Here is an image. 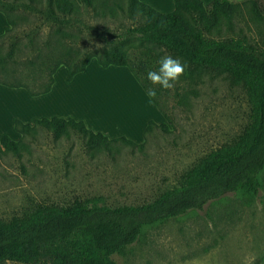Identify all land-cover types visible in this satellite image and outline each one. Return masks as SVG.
Wrapping results in <instances>:
<instances>
[{
	"label": "rangeland",
	"instance_id": "obj_1",
	"mask_svg": "<svg viewBox=\"0 0 264 264\" xmlns=\"http://www.w3.org/2000/svg\"><path fill=\"white\" fill-rule=\"evenodd\" d=\"M232 1L259 4L262 0ZM38 3L45 7L47 0ZM80 5L78 20L71 28H62L71 33L68 40L56 34L53 21L34 11H15L17 24L0 44V56L9 60L10 77L15 72L24 83L42 88L47 84L45 65H53L60 54L68 50L80 63L136 25L125 13L127 0L98 2L95 10ZM245 14L236 19V29H245L264 46V22H253ZM11 52L13 60L8 58ZM116 69H104L94 59L71 84L67 70L59 69L55 103L33 100L29 93L24 101L20 96L0 95V134H14L13 139H22L24 146L20 156L0 153V219L28 215L42 204L67 207L93 198H102L110 207L148 204L178 186L201 158L233 143L250 124L245 89L224 76L178 82L163 102L168 123L154 105L147 104L130 71ZM13 115L29 124L42 118L82 117L94 132L145 144L142 150L121 142L113 144L111 152L90 150L75 132L56 140L42 128L23 138L8 124ZM149 120L167 123L169 132L154 130L141 139V126ZM260 177L258 197L230 193L202 211L149 228L126 255L114 260L117 264H264V172Z\"/></svg>",
	"mask_w": 264,
	"mask_h": 264
},
{
	"label": "trees",
	"instance_id": "obj_2",
	"mask_svg": "<svg viewBox=\"0 0 264 264\" xmlns=\"http://www.w3.org/2000/svg\"><path fill=\"white\" fill-rule=\"evenodd\" d=\"M173 1L174 11L163 14L141 0H127L125 13L136 25L80 63L68 50L60 54L53 65H45L47 84L42 88L24 83L15 72L10 77L6 70L9 60L0 56V85L26 89L31 97L46 95L52 91L60 68L68 71L67 82L71 83L96 59L104 69L127 68L169 123L163 102L171 90L157 87L155 98L149 96L148 89L153 86L146 77L148 71L159 67L162 56L171 55L185 65L179 82L197 83L203 77L224 76L232 85L243 87L251 106L249 126L233 143L201 158L178 186L148 204L110 207L102 198H93L76 200L67 207L42 204L28 215L9 221L0 219V264H117L113 257L126 255L149 228L202 211L230 193L259 196L264 172V46L252 40L245 29L237 30L235 21L247 12L251 21L264 22V0L259 4L214 0L208 5L202 0ZM98 2L107 4V0H47L42 7L38 0H0V13L9 25L0 35V44L16 26L14 13L20 8L53 21L57 24L56 34L68 40L72 35L62 28H71L81 16L80 3L95 10ZM13 56L11 52L8 58L13 60ZM14 128L23 138L34 136L42 128L56 140L72 131L85 138L88 149L97 151L111 152L112 145L119 142L140 150L145 144L126 137L110 139L75 118H42L32 124L16 119ZM154 130L168 133L169 125L149 120L143 138ZM23 148L22 139L15 141L8 135L0 139V153L20 156Z\"/></svg>",
	"mask_w": 264,
	"mask_h": 264
},
{
	"label": "crops",
	"instance_id": "obj_3",
	"mask_svg": "<svg viewBox=\"0 0 264 264\" xmlns=\"http://www.w3.org/2000/svg\"><path fill=\"white\" fill-rule=\"evenodd\" d=\"M142 2H144V3H146V4H148L149 6H151L152 8H154V9H156L157 11H159V12H161V13H163V14H168V13H171V12H173L174 11V9H175V5H174V1L173 0H141ZM203 2H204V4H206V5H208V4H210L212 1H214V0H202ZM232 1V0H231ZM234 2V1H233ZM2 16L4 17V21L2 20ZM9 28V25H8V23H7V21H6V18H5V16L2 14V13H0V35H3L4 33H5V31H6V29H8ZM94 61V60H93ZM92 61V62H93ZM91 62V63H92ZM97 62V61H96ZM90 66V65H89ZM88 66V67H89ZM99 66V65H98ZM117 69L116 70H123L124 68H118V67H116ZM61 69V68H60ZM88 69V68H87ZM59 71V70H58ZM87 71V70H86ZM85 71V72H86ZM84 72V73H85ZM58 73V72H57ZM56 73V74H57ZM82 74V73H81ZM80 75V74H79ZM79 75H77L76 77H75V79L73 80V82H71V83H74L75 81H76V79L77 78H79ZM67 76H68V71H67ZM55 80H56V75H55ZM135 82V84L141 89V92H144L143 91V89L141 88V86H139L138 85V83L136 82V80L134 81ZM70 83V84H71ZM56 84V83H55ZM55 84H54V86H53V88H52V91L49 93V94H46V95H42V96H38V97H31L29 94H28V91L26 90V89H12V88H8V87H6V86H3V85H0V95L1 96H4V97H6V96H9V97H11V98H16V97H21V100L22 101H24V100H26V93L28 94V98L30 97V98H32L33 100H35V99H41L42 98V103H44V104H46L47 102H49V101H54V103L57 101V99H56V97L55 96H53V94H54V87H55ZM6 90H8V91H6ZM19 91H21V93L19 92ZM141 94H143V93H141ZM144 96H146V94L144 93ZM146 98H147V100H148V102L149 103H147V104H149V106L151 107V108H154V106H153V104H152V102L149 100V98L146 96ZM48 106H43V108H47ZM50 108V107H49ZM157 109V108H156ZM3 113V112H2ZM1 113V114H2ZM2 118V116L0 117V131H2V128H1V119ZM16 118H19V116L18 115H13L12 116V118H10V120H9V122H8V124H10L11 125V127H13V130H14V127H15V123H14V120L16 119ZM60 118V117H59ZM33 119V118H32ZM65 119V118H64ZM81 120H83L84 118H80ZM85 121V120H84ZM148 123V122H147ZM26 124H29V123H26ZM87 125V124H86ZM146 126H147V124L145 123L144 125H142L141 127H142V129H141V132L143 133L144 132V129L146 128ZM140 127V128H141ZM89 128V127H88ZM140 131V130H139ZM97 133V132H96ZM142 133H141V139H142ZM19 134V133H18ZM4 135H7V134H0V139H1V137L2 136H4ZM11 136V138L13 139V136H14V134H10ZM105 135V134H104ZM9 136V135H8ZM107 136V135H106ZM111 139V138H110ZM14 140V139H13ZM139 144H141V143H139Z\"/></svg>",
	"mask_w": 264,
	"mask_h": 264
},
{
	"label": "clouds",
	"instance_id": "obj_4",
	"mask_svg": "<svg viewBox=\"0 0 264 264\" xmlns=\"http://www.w3.org/2000/svg\"><path fill=\"white\" fill-rule=\"evenodd\" d=\"M158 64L159 67L156 70L148 71L146 77L153 86L148 89V95L153 98L156 96L157 87L162 90L174 89L185 72V65L179 58H173L171 55L162 56ZM5 264H14V262L5 261Z\"/></svg>",
	"mask_w": 264,
	"mask_h": 264
}]
</instances>
